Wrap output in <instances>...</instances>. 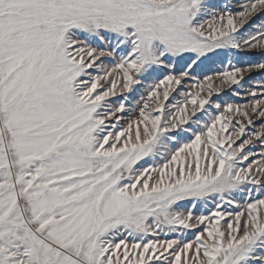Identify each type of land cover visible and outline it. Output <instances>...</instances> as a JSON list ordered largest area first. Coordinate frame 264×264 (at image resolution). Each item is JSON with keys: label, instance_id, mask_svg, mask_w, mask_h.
I'll list each match as a JSON object with an SVG mask.
<instances>
[{"label": "snow or ice", "instance_id": "snow-or-ice-1", "mask_svg": "<svg viewBox=\"0 0 264 264\" xmlns=\"http://www.w3.org/2000/svg\"><path fill=\"white\" fill-rule=\"evenodd\" d=\"M0 264H264V0H0Z\"/></svg>", "mask_w": 264, "mask_h": 264}, {"label": "rangeland", "instance_id": "rangeland-1", "mask_svg": "<svg viewBox=\"0 0 264 264\" xmlns=\"http://www.w3.org/2000/svg\"><path fill=\"white\" fill-rule=\"evenodd\" d=\"M242 56H243V58H244L245 60L250 58L249 56L244 55V54H242ZM251 58H253V59H258L259 57L253 55ZM254 78H258V77H256L255 74H254Z\"/></svg>", "mask_w": 264, "mask_h": 264}]
</instances>
